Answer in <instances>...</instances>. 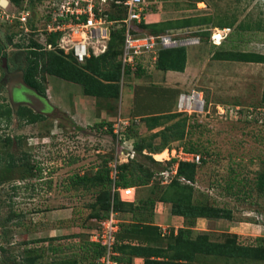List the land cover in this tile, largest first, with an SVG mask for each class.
Masks as SVG:
<instances>
[{
  "label": "rangeland",
  "instance_id": "1",
  "mask_svg": "<svg viewBox=\"0 0 264 264\" xmlns=\"http://www.w3.org/2000/svg\"><path fill=\"white\" fill-rule=\"evenodd\" d=\"M19 6L10 0L5 4V8ZM158 11L148 20H154L150 27L159 36L155 50L162 49L159 63L168 61L169 51L182 47L183 69L157 68L153 57L143 54L133 69L119 72L107 94L91 95L94 101L85 109L95 118L81 124L74 121L72 112L74 95L83 93L80 85L40 68L36 77L54 109L40 113L42 116L32 122L24 121L20 113L31 115L35 111L26 104L15 111L6 87L10 72H17L19 67L22 71L25 65V41L14 33L15 43L0 46V62L7 71L0 67V264H30L28 258L37 255L41 258L34 264H95L96 257L92 258L90 250L84 253L80 246L90 234L99 232V220L110 208L119 234L132 222L140 221L155 226L158 222L159 230L166 232L172 223L163 222V216L171 205L157 199H168L173 194L171 189L176 188L166 185L162 175L141 178L134 203L144 201L142 210L112 203L110 187L86 188L69 182V177L90 176L114 156L116 166L140 164L142 168H134V174L143 168L160 172L173 164L168 152L178 144L193 146L204 159L195 171L194 190L184 192L191 202L213 208L210 213H215L198 217L201 229L191 234L196 240V234L205 233L217 246L207 253H196L193 262L264 264V252L260 251L264 249V103L260 98L264 64L233 59L241 51L264 54V0H164ZM38 17L36 13L33 16L36 24ZM8 26L0 21L4 36L11 32ZM220 28H226L224 33L211 39V33ZM106 54L107 49L90 56L96 59L92 63L84 60L76 65L85 67L91 80L99 83L100 67L94 72L87 67ZM17 58L20 65L15 62ZM192 90L203 98V112L177 110L178 95ZM101 111L103 118H99ZM144 113L171 114L166 124L183 118L182 136L170 137L167 147L152 152L150 148L161 142L152 134L158 128L146 129L141 118ZM117 118L130 124L124 130L130 131V137L124 138L130 141L124 143L121 137L115 142L112 134L94 126L103 121L109 128ZM131 140L136 149L127 154ZM72 157L75 161L69 162ZM36 163L41 168L40 179L31 175ZM127 166L123 171L126 177ZM149 200H154L153 204ZM221 248H227L225 253Z\"/></svg>",
  "mask_w": 264,
  "mask_h": 264
},
{
  "label": "trees",
  "instance_id": "2",
  "mask_svg": "<svg viewBox=\"0 0 264 264\" xmlns=\"http://www.w3.org/2000/svg\"><path fill=\"white\" fill-rule=\"evenodd\" d=\"M13 4L20 5L22 0H10ZM38 2L39 0H29L28 6H33L34 2ZM118 10L113 9L110 10V14L108 18H113ZM35 15V13H33ZM154 24V21L148 22H141L137 25L138 32H146L153 35H157L156 31L153 30L150 26ZM109 40L107 43V54L102 55L97 58V63L93 65H89L87 68L94 72V69L99 66V70L97 76H99L97 82L92 81L91 77L87 73V69L82 66L76 65L75 60L72 59L70 54H64L61 51L54 53L53 51H42L38 49L40 44L36 41L29 39V42L26 44L28 47L27 52L28 55L25 57V65L22 69V78L23 80L36 89L39 93H43V89L36 77V73L38 72L39 68L44 70L49 75H54L56 77L67 79L74 81L78 85H80L83 94L98 96L101 92L107 94L109 89H112L114 85H112V81L117 78L119 72L123 74V72H128V66L125 65L121 68L120 60L117 56L120 53V46L122 42V27L118 29H113L110 31ZM5 39L8 43L11 42V34L5 33ZM47 41H52L53 36L48 35L46 37ZM3 47V45H1ZM33 47V48H31ZM185 49L182 47L172 49L169 51V56L167 62L159 63L160 53L162 49H158L156 52V59L154 61V66L161 69H169L173 71H181L184 66V58H185ZM235 55V60L244 61V62H255V63H263L264 64V54L252 51H241ZM44 56H47L45 59ZM45 59V61L43 60ZM91 61V63L96 60L93 57L85 59V61ZM139 61V59L137 60ZM138 63V62H137ZM140 69L137 68L136 72H139ZM113 75V76H112ZM115 76V77H114ZM101 86V91H99ZM114 89V88H113ZM99 92V93H98ZM261 101L264 103V84L262 85L261 89ZM9 111L4 113L5 116H9ZM141 114V113H140ZM1 115V114H0ZM27 113L21 114L26 122H32L36 120V118L41 117V114L32 113L29 115ZM171 114H149L144 113L141 115L143 118V122L145 124L146 129L152 130L154 128H158L157 131L153 132V135H157L160 139L161 144L158 146H154L152 152H160L164 147H167V143L169 142V138H178L182 136L183 130L180 128L184 125L183 118L182 120H177L172 123H164L165 120L170 119ZM161 119V120H160ZM164 119V120H163ZM106 122L99 121L94 123V126L101 130L103 126H105L104 133H108V135L112 134V125L111 127L107 128ZM163 123V124H162ZM128 124L124 130L129 127ZM123 130V131H124ZM122 131V133H123ZM114 136V135H113ZM124 138L126 139L130 137V131H124L123 133ZM179 139V138H178ZM177 139V140H178ZM177 146H181L182 149L186 152H193L196 153V149L193 146L184 147L181 144ZM133 150L135 152L136 144L133 142L132 144ZM198 154V153H197ZM156 158V157H155ZM76 157H72L69 162L75 161ZM158 159V158H157ZM161 159V158H159ZM129 161V160H128ZM127 161V162H128ZM175 159L171 158V164L174 162ZM107 161L105 160L102 162L98 170H96L90 176H70L69 182H73L76 184H80L82 187H86L87 185L90 186H104L105 188L112 187L114 190H111L113 195L112 203L117 204H124L130 209H139L142 210V206L144 201L138 200L137 204L132 201L124 202L123 200L118 199L116 188L117 187H138L142 184L143 177L150 178L154 176L157 172L148 170V168H143L139 174H134V168L140 169L142 168L140 164L134 163V167H130L127 165H118L116 166L117 173L113 180L110 179L108 175V167ZM204 163V159L200 158L197 162L195 161H185V160H178L176 162L175 173L168 181L166 185H173L176 189H171V194L168 199L161 197L157 200H162L168 202L170 206V213L174 215H179L183 219V226L176 228L174 231L173 228H169L166 235L164 236L159 232L158 226L153 225L150 222H143L140 221L139 223H131L128 226V229L124 230V233L117 231L115 233V244L114 250L117 253L113 258L117 262V264H129L131 262V256H138L142 258V264H197L193 262L196 253H207L210 251L213 245H216L213 242H210L205 233L203 234H196L198 235L195 239L192 240V231L191 227L195 225V220L198 217H208L210 215L215 216L213 208L208 206L202 207L197 205V203H193L190 200V195L188 192H184L185 189L194 190V182H195V171L197 166ZM34 168V172H32V176L37 179L41 177V168L36 164H32ZM128 168V176L124 175L125 167ZM138 166V167H137ZM142 178V179H141ZM160 182V181H159ZM157 182V184L159 183ZM49 183V182H48ZM161 183V182H160ZM264 183V182H263ZM185 187H182V185ZM261 184V183H260ZM49 185V184H48ZM87 188V187H86ZM159 188V187H158ZM135 196V193H134ZM135 199V198H134ZM155 199V198H154ZM154 200H149L151 204H153ZM112 206V204H110ZM109 208L106 207V210ZM125 241V242H124ZM132 242V243H131ZM163 244V245H162ZM217 246V245H216ZM221 247H224L221 245ZM227 248H221V252L225 253ZM53 250H59V248H54ZM80 250L84 253L87 251L91 252L92 258L98 257L101 253V248L98 244L94 242H84L82 246H80ZM259 251V250H258ZM260 251L264 252V249H260ZM258 254L259 253H255ZM85 255V254H84ZM90 255V256H91ZM234 257V256H233ZM40 256H30L28 258V262L30 264L36 263L37 260H40ZM60 263V262H59ZM62 264V263H60Z\"/></svg>",
  "mask_w": 264,
  "mask_h": 264
},
{
  "label": "built area",
  "instance_id": "3",
  "mask_svg": "<svg viewBox=\"0 0 264 264\" xmlns=\"http://www.w3.org/2000/svg\"><path fill=\"white\" fill-rule=\"evenodd\" d=\"M8 4L9 0H4ZM164 0H39L33 6H28L29 0H22L20 6L5 8L1 4L0 21L6 22L10 28L11 42L15 43L17 33L24 39V45L32 39L40 44L38 49L42 51H61L70 54L75 62H83L90 56H97L107 49L110 31L122 27V42L118 59L121 68L125 65L133 69L137 60L143 54L149 53L152 62L155 61V50L159 41L158 35L146 32H138L137 25L141 22H148V17L156 14ZM117 9L113 18H108L110 10ZM33 13H36L40 22L36 24L33 20ZM153 21V20H152ZM226 28L215 29L211 33L213 39L216 34H223ZM48 35L53 40L47 41ZM161 39V38H160ZM213 41V40H212ZM163 42V40H162ZM28 49V47L26 46ZM33 48V47H31ZM177 110L192 112H203L204 100L196 96L195 91L189 94L180 93L176 100ZM128 125L124 119L117 118L112 123V133L115 142L122 137V131ZM105 130V126L101 128ZM132 140L127 154H132ZM130 152V153H129ZM175 159L168 169H163L157 174L162 175L164 180L170 181L175 173V166L178 160L195 161L199 155L193 152H186L181 146L172 147L168 152ZM128 157V155H127ZM130 158L132 156H129ZM128 160V159H127ZM108 175L111 180L116 176L115 156L107 163ZM161 181V180H160ZM111 190H114L112 187ZM117 197L123 201H134V187H117ZM100 230L90 234L87 240L98 244L101 248L100 255L96 258L95 264H117L113 256L117 253L114 250L116 220L113 218L112 209L109 214L99 220Z\"/></svg>",
  "mask_w": 264,
  "mask_h": 264
},
{
  "label": "crops",
  "instance_id": "4",
  "mask_svg": "<svg viewBox=\"0 0 264 264\" xmlns=\"http://www.w3.org/2000/svg\"><path fill=\"white\" fill-rule=\"evenodd\" d=\"M154 21V20H153ZM94 97H92L91 95H86V94H83V93H76V95H74V104H73V110L72 112L74 113V121L76 123H80L82 121H91L92 119H94L95 117H93V115L91 114V111L89 112L87 109H85V106L87 107H90L91 106V101L93 102ZM120 107H121V104H120ZM87 110V111H85ZM104 112L101 111L100 113V117L99 118H103L104 116ZM99 118H96V119H99ZM134 193H135V189H134ZM125 202H128V201H125ZM134 202V201H132ZM136 202V200H135ZM164 218V221L165 223H168V222H171L172 223V227H169V228H173V230L175 231L176 228L178 227H182L183 226V219L181 216L179 215H174V214H171L170 212H168L167 214L165 213V215L163 216ZM162 218L160 217L159 218V222ZM158 221L155 220V222ZM202 223V220H200L199 218H197L195 220V225L193 227H191V231H198L200 230L201 228L198 227V225ZM157 226H159L160 224H158V222L155 223ZM161 226V225H160ZM159 229V228H158ZM167 231H169V229H167ZM167 231H161L159 230V232H161V234H163L164 236L166 235ZM125 242V241H124ZM132 243V242H131ZM133 261H140V263L142 264V259L141 257H138V256H131V262L129 264H133L132 262ZM139 262H135L134 264H138Z\"/></svg>",
  "mask_w": 264,
  "mask_h": 264
},
{
  "label": "water",
  "instance_id": "5",
  "mask_svg": "<svg viewBox=\"0 0 264 264\" xmlns=\"http://www.w3.org/2000/svg\"><path fill=\"white\" fill-rule=\"evenodd\" d=\"M2 2H4V0H0L1 4H3ZM0 35L2 38H4L2 31H0ZM2 68L4 69V72L7 73L5 63H2ZM17 82L18 85H20L30 93H27V95L23 94V97L20 99H18L16 96L13 97V91L11 87L14 88L15 85L12 82H9L7 86V94L12 107L15 108L17 104L24 103L31 107L35 112L42 114L50 113L54 109V107L48 102L47 98L44 95H40L39 93H37V91L33 87L25 83L22 78L19 77L17 79Z\"/></svg>",
  "mask_w": 264,
  "mask_h": 264
},
{
  "label": "flooded vegetation",
  "instance_id": "6",
  "mask_svg": "<svg viewBox=\"0 0 264 264\" xmlns=\"http://www.w3.org/2000/svg\"><path fill=\"white\" fill-rule=\"evenodd\" d=\"M0 39L1 40H3V41H0V43H1V45H3L4 44V46H6L7 47V45H9V43H8V41H6V39H5V36H4V38H2L1 37V35H0ZM0 45V46H1ZM15 62H17L19 65H20V63H21V60L19 59V58H17V59H15ZM1 63H2V61L0 62V67L2 66L1 65ZM20 68L21 67H19V68H17L18 70H17V72H10V74L7 76L8 77V81H7V86H8V84H9V82H17V79L20 77V78H22V71L20 70ZM22 80H23V78H22ZM24 81V80H23ZM25 82V81H24ZM26 83V82H25ZM7 88V87H6ZM36 90V89H35ZM37 91V90H36ZM37 93H39L38 91H37ZM40 95H43V94H41V93H39ZM10 103V102H9ZM20 104H24V103H19V104H17L16 105V107H15V111H17L18 110V108H20ZM11 105V104H10ZM14 108V107H13ZM35 113H37V112H35ZM38 114H40V113H38ZM42 115V114H41Z\"/></svg>",
  "mask_w": 264,
  "mask_h": 264
},
{
  "label": "bare ground",
  "instance_id": "7",
  "mask_svg": "<svg viewBox=\"0 0 264 264\" xmlns=\"http://www.w3.org/2000/svg\"><path fill=\"white\" fill-rule=\"evenodd\" d=\"M15 87H11L12 88V91H13V97H17L18 99L22 98L23 97V94L24 95H27V93H30L28 92L27 90H25L23 87H21L20 85H18V82H12ZM196 96H200L199 94H196ZM166 152V151H165Z\"/></svg>",
  "mask_w": 264,
  "mask_h": 264
}]
</instances>
